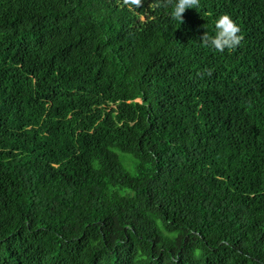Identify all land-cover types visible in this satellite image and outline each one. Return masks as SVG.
<instances>
[{
    "label": "trees",
    "instance_id": "obj_1",
    "mask_svg": "<svg viewBox=\"0 0 264 264\" xmlns=\"http://www.w3.org/2000/svg\"><path fill=\"white\" fill-rule=\"evenodd\" d=\"M174 3L0 0V264H264V0Z\"/></svg>",
    "mask_w": 264,
    "mask_h": 264
},
{
    "label": "clouds",
    "instance_id": "obj_2",
    "mask_svg": "<svg viewBox=\"0 0 264 264\" xmlns=\"http://www.w3.org/2000/svg\"><path fill=\"white\" fill-rule=\"evenodd\" d=\"M198 4V0H175L171 10V16L177 21L182 20L181 14L186 8H192ZM239 31L238 26L233 22L228 14L219 15L214 23V33L208 35L203 33L201 36L202 43L217 51L225 48H233L239 42L240 37L236 35Z\"/></svg>",
    "mask_w": 264,
    "mask_h": 264
}]
</instances>
